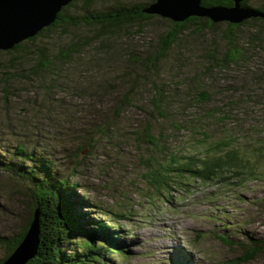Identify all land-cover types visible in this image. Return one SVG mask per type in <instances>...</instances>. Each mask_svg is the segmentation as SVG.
Segmentation results:
<instances>
[{
  "label": "trees",
  "instance_id": "16d2710c",
  "mask_svg": "<svg viewBox=\"0 0 264 264\" xmlns=\"http://www.w3.org/2000/svg\"><path fill=\"white\" fill-rule=\"evenodd\" d=\"M98 1L102 0H71L60 9L52 23L13 47L0 49V56H3L0 60V72L4 75L2 79L7 81L18 73L26 78H38L39 88L42 90L39 108L47 116L59 115L67 125L74 116V113L72 115L67 110L73 107L54 101L55 94L52 91L58 89L83 101H101L104 98L113 101L106 115L101 113L99 120L82 125L78 136L84 139L78 141L74 151L70 153L71 160L67 158L69 163L64 164L68 174L59 167L53 147L43 143L41 139L28 142L26 138H19L11 145H5L0 140V170L11 174V178L18 181L22 190L15 192L25 200V211L26 196L30 201L27 219L25 215L17 230L0 235V246L3 248L0 263L21 241L36 209L39 223L38 248L26 264H102L107 261L110 253L125 255L126 250L116 239V230L111 231V221L95 222L91 226L87 224L89 220L86 213L75 210V205H80L82 199L76 196V200L72 198L77 187V182L73 179L81 167L77 153L84 148H87L85 155H90L99 145L119 152L120 142L126 143L129 137L133 146L137 144L138 150L142 145L147 152L150 149L156 151V154L158 152V155L148 156L140 152V163L143 164L141 175L157 192L170 187L186 186L189 181L194 180L203 184L215 182L221 185L220 189L224 187L232 191L234 187L231 185H239L241 178L258 177V165L264 153V126L261 125L257 131L263 135L252 144L256 148L248 151L246 146L249 144L239 141V134L236 137L230 131L227 132V126H224L221 136L211 137L201 125L200 108L187 107L190 104L208 105L217 95L219 91L215 89L213 92L212 89L214 74L230 70L232 66L241 67L246 64L249 48L242 47L244 42L250 47H262L264 18L255 16L231 23L190 16L175 22L143 12V8L152 0H116L105 9H96ZM201 4L230 6L233 1L201 0ZM241 4L264 11V0H242ZM157 17L167 22V29L160 33L156 44L142 52L130 43V48L125 46L121 40L123 36L141 34L142 24ZM247 25L249 27L242 32ZM204 31L214 34L219 43L207 44L208 48H205L201 56V68L193 66L190 75L182 74L180 52L179 58L174 57L173 47L182 41L185 33L202 38ZM174 59L177 65L172 76L176 78L173 84L176 89L172 88V94V76L164 82L153 76L159 74L161 66L166 67L168 61ZM82 65L87 66L80 73L77 68ZM119 66L122 67L121 70ZM173 67L172 63L166 67L169 73ZM163 72L168 73L165 69ZM179 75L182 78H178ZM254 80L258 85L264 83V74L256 75ZM141 88L144 90L143 94H149V109L152 108L158 118L168 116L167 98L173 95L176 102H183L177 113L182 115V119L173 127L178 135L186 133L182 144H176L174 133L170 134L163 129L155 132L150 122L139 127L129 124L128 135L115 133L119 120L126 111L131 107H138ZM3 90V94L7 93L5 87ZM256 90L249 91L248 95L256 98L254 101L264 103V87L260 94ZM36 102L33 105L36 106ZM220 109L214 111L212 108V116L220 112ZM82 112L83 109H78L75 114L82 115ZM225 115L227 114H222L221 117H227ZM50 124L55 133L58 130L57 122L52 118ZM255 126L256 124L252 127ZM193 134L196 136H191ZM171 136L172 139L175 138L173 144ZM261 175L264 180V174ZM227 182L232 184H225ZM217 193L218 191L205 195L210 199ZM104 211L100 208L98 212ZM72 235L75 240H72ZM220 237L229 246L240 249V254L235 258L237 263L249 262L264 250V235L255 237L249 234L242 241L231 239L229 234Z\"/></svg>",
  "mask_w": 264,
  "mask_h": 264
},
{
  "label": "rangeland",
  "instance_id": "374dc122",
  "mask_svg": "<svg viewBox=\"0 0 264 264\" xmlns=\"http://www.w3.org/2000/svg\"><path fill=\"white\" fill-rule=\"evenodd\" d=\"M115 2L116 0L98 1L96 9H105L108 4ZM247 27L249 26L243 27L242 32H245ZM142 28L141 34L121 38L125 46L130 48L128 45L130 43L140 52L148 49L156 44L160 33L167 29V22L157 17L144 22ZM201 37L190 36L187 32L182 41L173 47L174 57L179 58L180 52L182 74L190 75L193 66L201 68V56L205 48H208L207 44L218 42V38L209 31H204ZM242 47L249 48L246 64L241 67L232 66L230 70L214 74L212 89L213 92L215 89L219 91L217 95L208 105L190 104L187 108H200L201 125L211 137L221 136L224 126H227L226 131H230L232 136L236 137L239 134V141L247 142L249 145L245 146L251 151L256 148L252 145L255 144L254 140L263 135L257 131L264 126V103L254 101L256 98H250L248 92L257 89V93L260 94L263 91L264 83L258 85L254 77L264 74V43L262 47H250L244 42ZM2 58L3 56H0V60ZM168 63L174 66L170 73L166 68L169 64L166 67L161 66V71L153 76L154 79L158 78L164 82L174 75L177 62L174 59ZM86 66L82 65L77 71L84 72ZM118 68L122 69L120 66ZM163 69L168 73L163 72ZM3 77L0 72V140H3L5 145H11L19 138H26L28 142L41 139L43 143L53 147L59 167L68 174L65 172L64 164L71 160L70 153L74 151L78 141L84 139L78 136L81 134L82 125L85 122L94 123L99 120L101 113L106 115L113 101L110 102L106 98L101 101L97 99L83 101L62 89L52 91L55 94L54 101L73 107L67 108L72 115L74 113L67 125L59 115L47 116L39 108L42 90L39 88L38 78H26L19 73L7 81L3 80ZM177 77L182 78L180 75ZM175 80V76H172L170 93L172 88L176 89L173 85ZM4 87L6 95L3 94ZM118 87L121 88V85ZM141 91L137 101L138 107H131L126 111L120 118L115 133L128 135L129 124L139 127L150 122L155 132L163 129L170 134L174 133L176 144H182L186 139V133H180L183 136L181 138V135L174 132L173 127L182 119V115L177 113L183 102H176L173 95L167 98L168 116L158 118L152 108L149 109V94H143V88ZM34 101H37L36 106L33 105ZM212 108L214 111L221 108L218 111L222 113L218 112L220 114L215 113L212 116L210 112ZM78 109H83L84 112L76 116L75 112ZM222 114H227L225 116L228 118L221 117ZM52 118L58 124L55 133L50 124ZM255 124L256 126L252 127ZM191 136L195 137L196 134ZM173 141L175 138L172 139L171 136L172 144ZM120 143L119 152L99 145L90 155H85L87 148L77 153L81 167L73 179L77 182V187L72 198L82 199L80 205H75V210H83L89 220L87 224L91 226H94L95 222L111 221V231L116 230V239L126 250L124 256L110 253L107 261L102 264H264V250L249 262L237 263L235 258L240 254V249L229 246L220 237L229 234L231 239L242 241L249 234L255 237L264 235V180L261 179V174H264V153L258 165V177L241 178V182L238 181L239 185L225 183L232 184L231 187H234L232 191L224 187L220 189L221 185L215 182L203 184L194 180L189 181L186 186L170 187L168 190L157 192L141 175L143 164L140 163V152H144L146 156L158 155V152L156 154L153 149L147 152L142 145L138 150L137 144L133 146V141L131 143L129 137L126 143ZM10 175L0 170V235L17 230L24 216L26 215L27 219L29 214L30 201L26 196L25 211V200L15 192L22 189L18 181L13 180ZM217 191L213 198L209 199L205 195V193L212 195ZM100 208L105 211L98 212ZM115 213L121 215L117 216ZM71 238L75 240V236L72 235ZM2 255L3 248L0 246V257Z\"/></svg>",
  "mask_w": 264,
  "mask_h": 264
},
{
  "label": "water",
  "instance_id": "95a60500",
  "mask_svg": "<svg viewBox=\"0 0 264 264\" xmlns=\"http://www.w3.org/2000/svg\"><path fill=\"white\" fill-rule=\"evenodd\" d=\"M71 0H0V49H9L34 35L56 18ZM230 6L201 4V0H152L143 12L182 21L190 16L207 17L213 22L238 23L250 17L264 18V11L232 0ZM38 210H34L27 230L18 245L0 264H26L38 248Z\"/></svg>",
  "mask_w": 264,
  "mask_h": 264
},
{
  "label": "bare ground",
  "instance_id": "6f19581e",
  "mask_svg": "<svg viewBox=\"0 0 264 264\" xmlns=\"http://www.w3.org/2000/svg\"><path fill=\"white\" fill-rule=\"evenodd\" d=\"M262 11V10H261Z\"/></svg>",
  "mask_w": 264,
  "mask_h": 264
}]
</instances>
